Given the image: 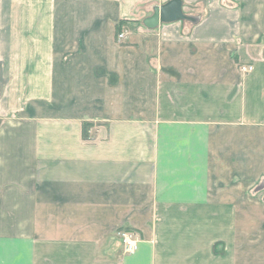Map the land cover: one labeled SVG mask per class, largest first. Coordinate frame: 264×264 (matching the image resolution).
I'll return each mask as SVG.
<instances>
[{
    "label": "crops",
    "instance_id": "1",
    "mask_svg": "<svg viewBox=\"0 0 264 264\" xmlns=\"http://www.w3.org/2000/svg\"><path fill=\"white\" fill-rule=\"evenodd\" d=\"M169 1L0 0V264H264V0Z\"/></svg>",
    "mask_w": 264,
    "mask_h": 264
},
{
    "label": "water",
    "instance_id": "2",
    "mask_svg": "<svg viewBox=\"0 0 264 264\" xmlns=\"http://www.w3.org/2000/svg\"><path fill=\"white\" fill-rule=\"evenodd\" d=\"M184 17L182 1L171 0L160 7H156L154 13L144 19V25L148 28H155L160 23H169Z\"/></svg>",
    "mask_w": 264,
    "mask_h": 264
},
{
    "label": "built area",
    "instance_id": "3",
    "mask_svg": "<svg viewBox=\"0 0 264 264\" xmlns=\"http://www.w3.org/2000/svg\"><path fill=\"white\" fill-rule=\"evenodd\" d=\"M125 37V33L119 34V38ZM242 71L244 72H249L252 70L251 66H244L241 68ZM119 236L121 237L122 243H123V248L125 253H135L140 244V238L139 236L133 232L130 229H123L119 232Z\"/></svg>",
    "mask_w": 264,
    "mask_h": 264
},
{
    "label": "trees",
    "instance_id": "4",
    "mask_svg": "<svg viewBox=\"0 0 264 264\" xmlns=\"http://www.w3.org/2000/svg\"><path fill=\"white\" fill-rule=\"evenodd\" d=\"M118 28H119V31H120L121 27L119 26ZM92 126H93V124L92 123H88V122H85L83 124V136H84L85 139H89V137H90L89 129Z\"/></svg>",
    "mask_w": 264,
    "mask_h": 264
}]
</instances>
